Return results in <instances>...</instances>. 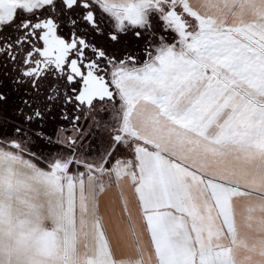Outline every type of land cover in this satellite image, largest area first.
Returning a JSON list of instances; mask_svg holds the SVG:
<instances>
[{"label": "snow or ice", "instance_id": "6c2138e0", "mask_svg": "<svg viewBox=\"0 0 264 264\" xmlns=\"http://www.w3.org/2000/svg\"><path fill=\"white\" fill-rule=\"evenodd\" d=\"M0 264H264V0H0Z\"/></svg>", "mask_w": 264, "mask_h": 264}, {"label": "crops", "instance_id": "0c3cea01", "mask_svg": "<svg viewBox=\"0 0 264 264\" xmlns=\"http://www.w3.org/2000/svg\"><path fill=\"white\" fill-rule=\"evenodd\" d=\"M125 201L127 202L128 212L131 215L133 222L139 224V209L131 185L128 181H121L118 188L113 187L104 194L100 208L102 215L112 217L114 214L122 213L123 202Z\"/></svg>", "mask_w": 264, "mask_h": 264}, {"label": "flooded vegetation", "instance_id": "af4514ba", "mask_svg": "<svg viewBox=\"0 0 264 264\" xmlns=\"http://www.w3.org/2000/svg\"><path fill=\"white\" fill-rule=\"evenodd\" d=\"M116 109H119L118 97L115 109L109 107L105 112L100 114V117H98L102 119L100 127L94 126L91 120L81 121L83 131L86 133L85 143L90 145L83 153L85 159L91 160L93 157L99 156L108 135L104 130L103 124L111 126L118 123V120L113 118V113L116 112ZM117 115H119V113H117Z\"/></svg>", "mask_w": 264, "mask_h": 264}]
</instances>
